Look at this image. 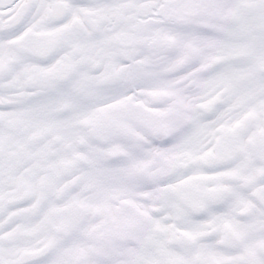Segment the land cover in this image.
I'll return each mask as SVG.
<instances>
[{"label":"snow or ice","instance_id":"snow-or-ice-1","mask_svg":"<svg viewBox=\"0 0 264 264\" xmlns=\"http://www.w3.org/2000/svg\"><path fill=\"white\" fill-rule=\"evenodd\" d=\"M0 264H264V0H0Z\"/></svg>","mask_w":264,"mask_h":264}]
</instances>
